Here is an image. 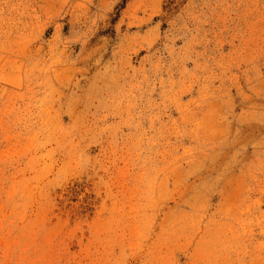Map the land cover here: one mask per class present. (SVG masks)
<instances>
[{"label": "rangeland", "instance_id": "374dc122", "mask_svg": "<svg viewBox=\"0 0 264 264\" xmlns=\"http://www.w3.org/2000/svg\"><path fill=\"white\" fill-rule=\"evenodd\" d=\"M0 264H264V0H0Z\"/></svg>", "mask_w": 264, "mask_h": 264}]
</instances>
